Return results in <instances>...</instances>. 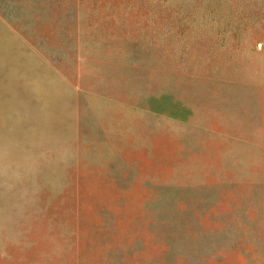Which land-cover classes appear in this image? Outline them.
I'll use <instances>...</instances> for the list:
<instances>
[{
	"label": "rangeland",
	"instance_id": "374dc122",
	"mask_svg": "<svg viewBox=\"0 0 264 264\" xmlns=\"http://www.w3.org/2000/svg\"><path fill=\"white\" fill-rule=\"evenodd\" d=\"M0 264H264V0H0Z\"/></svg>",
	"mask_w": 264,
	"mask_h": 264
}]
</instances>
